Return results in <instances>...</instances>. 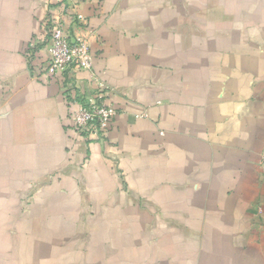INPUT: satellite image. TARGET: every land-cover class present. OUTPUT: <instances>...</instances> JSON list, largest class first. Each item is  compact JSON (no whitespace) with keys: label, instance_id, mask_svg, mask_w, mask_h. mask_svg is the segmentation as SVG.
Returning a JSON list of instances; mask_svg holds the SVG:
<instances>
[{"label":"crops","instance_id":"crops-1","mask_svg":"<svg viewBox=\"0 0 264 264\" xmlns=\"http://www.w3.org/2000/svg\"><path fill=\"white\" fill-rule=\"evenodd\" d=\"M47 1L0 0V264H264V0H84L91 142L29 57Z\"/></svg>","mask_w":264,"mask_h":264},{"label":"built area","instance_id":"built-area-1","mask_svg":"<svg viewBox=\"0 0 264 264\" xmlns=\"http://www.w3.org/2000/svg\"><path fill=\"white\" fill-rule=\"evenodd\" d=\"M83 3L84 0H48L47 22L42 35L31 41L29 57L44 45L46 76L62 82L75 133L90 142L105 141L118 110L108 101L111 86L94 71L92 43L98 35L82 11ZM84 71L91 72L92 92L75 82L77 74Z\"/></svg>","mask_w":264,"mask_h":264}]
</instances>
